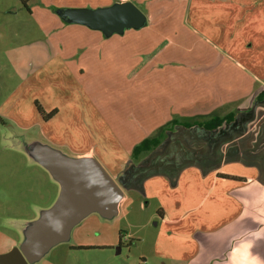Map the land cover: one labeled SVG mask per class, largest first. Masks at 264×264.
<instances>
[{
  "label": "rangeland",
  "instance_id": "rangeland-1",
  "mask_svg": "<svg viewBox=\"0 0 264 264\" xmlns=\"http://www.w3.org/2000/svg\"><path fill=\"white\" fill-rule=\"evenodd\" d=\"M44 1L54 5L45 9L40 0H29L37 11L36 20L44 27L40 29L36 22L30 33L22 28L28 18L24 4L0 0L1 36L5 38L0 46L1 231L28 226L54 204L60 192L58 181L33 156L35 143L49 144L69 155L70 150L88 147L101 137L119 145L110 146L101 157L105 160L111 153L116 158L133 141L145 138L161 125L159 104L169 105L174 89L182 94L187 91L188 102L187 95L199 85L198 80L207 81V85H216L217 79L230 80L195 77L204 71L219 74L231 68L193 33L196 21L221 19L218 14L212 15L211 6L205 7V0H132L147 15V24L110 37L86 25L65 23L56 10L98 7L117 0ZM15 4L23 6L22 11L9 14ZM18 32L22 36L19 47L10 38L19 39ZM62 41L72 45L62 50ZM47 43H54V48ZM77 44L78 55L65 60L63 57L73 54ZM64 65L78 72L77 77L67 79L79 82L76 94L65 90L57 77ZM74 101L86 104L90 118L100 117V123L96 120V126H89L86 119V125L81 126L64 118L63 104ZM58 107L61 115L46 124L43 115ZM34 114H38V125L23 130L19 124L28 122ZM96 158L102 163L98 155ZM157 206L155 199L137 196L112 218L93 213L73 228L68 241L34 264H172L167 259L172 252L160 248V238L158 242ZM80 232L82 237H78ZM104 237L114 245L70 247L76 241L97 242Z\"/></svg>",
  "mask_w": 264,
  "mask_h": 264
},
{
  "label": "crops",
  "instance_id": "crops-1",
  "mask_svg": "<svg viewBox=\"0 0 264 264\" xmlns=\"http://www.w3.org/2000/svg\"><path fill=\"white\" fill-rule=\"evenodd\" d=\"M18 1L24 4L28 15L22 28L31 33L32 26L38 24L44 30L29 0ZM40 2L45 9L54 5ZM20 5L11 6L9 14L18 15L23 7ZM207 6H211L213 16L218 14L221 19L198 20L193 33L231 68L219 74L208 70L195 77L220 76L230 80L217 79L216 85L198 80L199 85L187 95L188 102L187 91L182 94L174 89L170 104H159L161 125L146 137L176 118L189 122L216 115L223 118L221 124L214 128L197 123L175 125L155 148L138 157L132 156V150L144 138L133 141L116 158L108 153L105 160L101 154L110 151V146L119 147L117 143L99 137L82 149L63 145L72 149L71 156H99L124 191L119 214L123 205L137 196L157 201L158 242L160 238V248L172 252L167 256L172 264H264V0H205ZM16 35L19 39L10 38L19 47L21 32ZM2 36L0 19V46L5 39ZM47 44L54 48V43ZM59 45L66 50L72 43L62 41ZM79 49L77 44L74 53L63 58L71 61ZM77 75V71L64 65L57 77L62 79L65 90L76 94L79 82L76 78L67 79ZM63 106L62 114L70 123L85 126L89 120V126H96V120L101 121L100 117L90 118L84 103L74 101ZM59 109L45 120L46 124L61 115ZM38 123V114H34L19 126L26 130ZM99 148L101 153L97 154ZM26 227L11 232L0 230V264H6L5 256L21 245ZM78 237H82V232ZM96 244L104 248L114 245L106 238L76 241L70 247Z\"/></svg>",
  "mask_w": 264,
  "mask_h": 264
},
{
  "label": "water",
  "instance_id": "water-1",
  "mask_svg": "<svg viewBox=\"0 0 264 264\" xmlns=\"http://www.w3.org/2000/svg\"><path fill=\"white\" fill-rule=\"evenodd\" d=\"M56 12L65 22L86 25L105 37L140 29L148 22L132 0L98 7H59ZM31 152L58 181L60 192L54 204L26 227L21 245L5 256L6 264H34L51 248L68 241L73 228L88 215H118L124 198L121 186L94 156H71L42 143H35Z\"/></svg>",
  "mask_w": 264,
  "mask_h": 264
},
{
  "label": "trees",
  "instance_id": "trees-1",
  "mask_svg": "<svg viewBox=\"0 0 264 264\" xmlns=\"http://www.w3.org/2000/svg\"><path fill=\"white\" fill-rule=\"evenodd\" d=\"M57 112L56 110H53L50 113H46L43 115V118L45 120L51 118L55 113ZM232 117V114L230 116H227V118ZM223 118L216 116V115H212V117L209 118H204L202 120L199 119H194L192 121H185L182 119H172L171 121H169L167 124L162 125L161 127H159V129L156 131L155 134L150 135L148 137H145L143 140H141L139 143H137L133 150H132V156L134 157H138L139 155L143 154V153H147L150 150H152L153 148H155L161 141L162 139L165 137L167 131L170 128H173L175 125H186V126H190L192 124H199V125H203L207 128H214L216 126H218L219 124H221ZM83 247V246H81Z\"/></svg>",
  "mask_w": 264,
  "mask_h": 264
}]
</instances>
